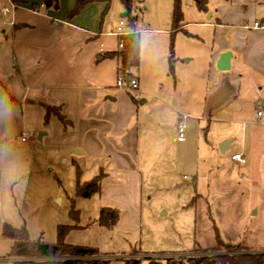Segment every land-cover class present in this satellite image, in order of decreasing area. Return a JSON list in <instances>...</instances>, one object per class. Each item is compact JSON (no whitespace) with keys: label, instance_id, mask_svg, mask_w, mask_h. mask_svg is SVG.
<instances>
[{"label":"rangeland","instance_id":"1","mask_svg":"<svg viewBox=\"0 0 264 264\" xmlns=\"http://www.w3.org/2000/svg\"><path fill=\"white\" fill-rule=\"evenodd\" d=\"M247 1L250 3L244 4ZM251 1L239 0L236 4V0H208L204 13L196 9L192 0H181L182 23L186 26L174 36H171L174 0H139L124 18L120 0L111 1L106 18L113 22V29L120 22L127 29L129 20L136 19L141 50L136 74L143 81L136 99L141 125H147L153 134L161 130L164 137L163 157L154 153L143 159L140 153L139 198L136 200L137 195L132 194L130 200L123 197L122 202H117L124 211L119 233L91 232L100 229L95 226L100 211L97 197L77 198L75 190L77 182L80 185L90 182L99 172L95 161L78 156L79 150L65 142L70 128L64 130L55 117L45 123L43 107L24 103L25 107L16 98L10 104L5 102L2 91L6 86L1 84L2 228L4 225L25 228L31 241L46 244L55 242L58 226L89 228V231L74 230L68 237L75 244L98 249L99 256L95 259L109 260V264L145 257L163 260L239 254L225 251L190 254L196 248L217 247L218 241L264 255V128H244L242 135H237L235 126L204 120L198 128V122H193L194 127L188 126L186 130V142L177 144L176 126L171 128L167 113L158 112L160 103H164L172 107L174 117L185 118L186 125L193 118L199 120L196 117L201 113L204 92L211 85L212 59L216 41L220 39L215 28L219 9L233 5L240 14H247L242 23L262 22L264 4L255 6L250 13ZM209 14H213V19L207 22ZM7 54L1 48L0 61L5 62ZM120 91L130 100L134 98L132 93ZM140 101L147 103L140 105ZM24 132L33 137L25 145L19 142ZM40 133L45 137L38 142ZM224 135L234 137L235 149L222 154L219 146ZM236 153H242L243 166L232 162ZM56 197L61 198V204L54 200ZM125 248L128 251L122 252Z\"/></svg>","mask_w":264,"mask_h":264},{"label":"crops","instance_id":"2","mask_svg":"<svg viewBox=\"0 0 264 264\" xmlns=\"http://www.w3.org/2000/svg\"><path fill=\"white\" fill-rule=\"evenodd\" d=\"M47 1L17 0L14 3L0 0V51L4 48L8 53L5 62L0 61V86H6L0 91L4 92V101L9 104L16 98L20 104L60 109L70 128L65 142L74 150H79L78 156L95 161L99 175H103L100 194L94 197H97L100 209L118 211V223L112 231L119 233L124 211L117 202H122L123 197L130 200L132 194L134 197L137 195L136 200L139 198L140 153L143 159L151 158L154 153L163 157L164 137L161 130L153 134L147 125H141L142 117L136 99L133 98V102L116 87L119 78L117 59L98 58L101 54L119 50V32H134L138 36L139 32L135 25L133 30L130 27L126 29L123 22H120L123 26L119 23L113 29V22L106 18L104 3L89 4L79 15L68 19L76 0H57V8L49 7ZM251 2L250 13L254 12L255 6L264 4V0ZM10 3L19 6V9L3 16L2 10ZM219 10L215 28L220 39L216 41L217 50L212 59L211 85L204 92L201 113L196 117L199 120L193 118L185 125L188 130V126L194 127L192 123L198 122L199 128V123L207 120L225 127L235 126L236 134L242 135L244 128H264L255 119V111L264 106V20L242 23L247 14H240L233 5L221 6ZM212 19L213 14L206 21ZM255 24L260 28L255 29ZM185 26L183 24L179 32L184 31ZM169 33L165 31V34ZM224 53L231 55L230 69L219 72L216 64ZM138 70L132 77L137 80L141 91L143 81L136 74ZM146 103L140 101V105ZM171 108L160 103L158 112L167 113L171 128H175L179 119L174 117ZM185 142L186 136L183 143L176 141L177 144ZM220 142H228L225 153L235 149L233 136L224 135ZM54 200L62 202L60 197ZM1 223L0 263L13 264L17 261L8 259L11 243L3 238ZM83 229L78 230L89 231V228ZM100 230L106 229L91 232ZM68 236L65 238L67 245L90 248L73 243ZM126 251L128 248L122 252Z\"/></svg>","mask_w":264,"mask_h":264},{"label":"trees","instance_id":"3","mask_svg":"<svg viewBox=\"0 0 264 264\" xmlns=\"http://www.w3.org/2000/svg\"><path fill=\"white\" fill-rule=\"evenodd\" d=\"M16 3L17 0H11ZM112 0H76L73 10L67 18L71 19L80 14L83 8L92 3H104L106 5V14L109 11ZM139 0H120L125 17L129 16L135 9ZM196 9L200 12H207L208 0H192ZM47 4L51 8H57V0H48ZM182 5L181 0H174L171 16V36L183 28L182 23ZM136 19L129 20V27L134 29ZM134 33V32H133ZM121 38L123 48L115 53L101 54L98 59L116 58L118 61L119 78L127 80L137 71L140 65V42L138 34ZM172 47V45H171ZM173 59V49L170 50L169 64ZM134 102V99L132 98ZM45 110V123L51 117H55L62 125L64 130L69 128V122L61 115L60 109L50 106H43ZM103 175L94 177L90 182L80 185L76 184L75 196L81 199H90L100 194V185ZM119 213L117 210L102 208L95 220V226L100 229L112 230L118 223ZM78 228L74 226H58L56 229V240L52 244H46L41 241H31L25 228L14 229L8 225L2 228V236L11 243L8 259L16 260L13 264H109V260H99L97 249L69 246L65 243L66 236ZM217 247L212 249L196 248L191 251L193 254H213L219 251L239 254L236 256H207V257H167L163 260L147 258L142 260H128L124 264H264V255L249 253L241 249L239 245L230 246L220 241L216 243Z\"/></svg>","mask_w":264,"mask_h":264},{"label":"built area","instance_id":"4","mask_svg":"<svg viewBox=\"0 0 264 264\" xmlns=\"http://www.w3.org/2000/svg\"><path fill=\"white\" fill-rule=\"evenodd\" d=\"M17 9H19V6L10 3L9 7L2 10V15L5 16L7 13L9 12H14ZM32 12L37 13V10L32 9ZM120 26H123V23H120ZM254 28H260L258 25H254ZM131 35L130 34H126V33H122L119 32L117 34V36L119 37L120 41H119V45L118 48L122 49L123 48V41L121 40V38H124L125 36ZM116 87L120 90H123L125 92L128 93H132L134 95L135 99H138L139 97V93H138V82L135 78L130 77L127 80L118 78L117 82H116ZM255 119L257 121V123H259L260 125L264 126V106L259 107L256 111H255ZM185 133H186V125H185V118H182L178 121L177 127H176V141L178 143H183L185 141ZM33 137L31 134L29 133H22L20 135V141L21 143H27L30 140H32ZM232 161L239 163V164H244V160L242 155H235L232 157Z\"/></svg>","mask_w":264,"mask_h":264},{"label":"water","instance_id":"5","mask_svg":"<svg viewBox=\"0 0 264 264\" xmlns=\"http://www.w3.org/2000/svg\"><path fill=\"white\" fill-rule=\"evenodd\" d=\"M122 17L124 18L125 17V14L122 15ZM211 18V14H209L206 19L207 20H210ZM230 59H231V55L229 53H224L222 54L220 57H219V60L216 64V69L217 71L219 72H227L229 69H230ZM110 101V99H109ZM45 136V134L43 133H40L38 134V137H37V141L38 142H41L42 141V138ZM228 142H224L222 143L220 146H219V150L222 154L225 153V151L228 149Z\"/></svg>","mask_w":264,"mask_h":264},{"label":"bare ground","instance_id":"6","mask_svg":"<svg viewBox=\"0 0 264 264\" xmlns=\"http://www.w3.org/2000/svg\"><path fill=\"white\" fill-rule=\"evenodd\" d=\"M58 204H60L61 202L60 201H57Z\"/></svg>","mask_w":264,"mask_h":264}]
</instances>
